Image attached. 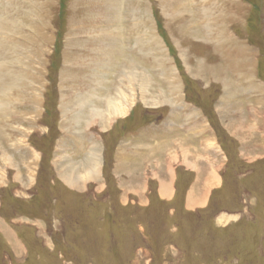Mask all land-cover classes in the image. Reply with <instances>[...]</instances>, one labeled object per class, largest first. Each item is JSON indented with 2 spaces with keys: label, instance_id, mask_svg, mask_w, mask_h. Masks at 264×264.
<instances>
[{
  "label": "rangeland",
  "instance_id": "1",
  "mask_svg": "<svg viewBox=\"0 0 264 264\" xmlns=\"http://www.w3.org/2000/svg\"><path fill=\"white\" fill-rule=\"evenodd\" d=\"M128 68L165 99L60 129L62 96L99 76L105 100ZM0 106V264H264V0H0ZM181 125L219 150L167 159ZM93 147L97 179L67 186Z\"/></svg>",
  "mask_w": 264,
  "mask_h": 264
},
{
  "label": "bare ground",
  "instance_id": "2",
  "mask_svg": "<svg viewBox=\"0 0 264 264\" xmlns=\"http://www.w3.org/2000/svg\"><path fill=\"white\" fill-rule=\"evenodd\" d=\"M207 6V5H206ZM225 14H222V17ZM50 16V15H49ZM172 22V21H170ZM236 42V41H235ZM248 42V41H247ZM65 45V44H64ZM241 50V49H240ZM246 51V50H245ZM51 53V52H50ZM241 53V52H240ZM245 54V53H244ZM253 54V53H252ZM50 55V54H49ZM37 58V57H36ZM252 59V58H251ZM253 61V60H252ZM242 64V63H241ZM238 65V64H237ZM110 67V66H109ZM40 68V67H39ZM224 69V67L222 68ZM42 70V69H41ZM175 72V71H174ZM27 74V73H26ZM105 74V73H104ZM165 74V73H164ZM243 75V74H242ZM24 76V75H23ZM27 76V75H26ZM20 79V78H19ZM79 79V78H78ZM94 79V77H93ZM96 82H98V84H96L95 86H97V88L95 87H91L89 90L86 89V91L84 92H78L75 97V99L73 101H71L70 99L65 100L67 97L66 96H62V100L60 102V112H61V119H62V127L60 129H62V131L64 130V128H67L69 126V124L73 123L74 127H79L80 125H82L83 123L86 125H94L97 124V126L104 130L107 128L109 122L114 119H121V118H125L126 115L129 113V111L131 110V108L134 106V104L136 103V98L133 96L134 90H139V94L140 96L144 97V95L146 94L149 98V102L152 104H149L151 106H155L158 101H161L163 99H165V96L161 94H159V91L157 92V94L155 95H151L148 94L149 93V87L147 86L148 84V80L147 77L145 76L144 71H138L135 68H128L127 70H125L123 72V74L121 76L118 77V79L116 80V83L118 84L117 88L113 91V93L111 95H109L108 97L105 98V100H103L104 98V93L101 94L99 92V89L102 88V90L105 88L102 87L101 84H99L100 80H99V76L96 77ZM102 79H104V77L102 76ZM163 79V77H162ZM184 79V78H183ZM21 80V79H20ZM25 80V79H24ZM178 80V79H177ZM223 80V79H222ZM225 81V80H224ZM249 81V80H248ZM39 82V81H37ZM26 83V82H25ZM164 83V82H163ZM29 84V83H27ZM108 84V83H107ZM18 85V84H17ZM94 85V83H93ZM19 86V85H18ZM146 86L148 87V89H146ZM15 87V86H14ZM40 88V87H39ZM258 86L253 85L251 82L248 84V87L246 88H242L240 86L241 92H243V94L254 91L255 89L257 90ZM16 91L17 88H14ZM175 89V87L173 88ZM106 90V88H105ZM192 90V89H191ZM12 91V90H11ZM104 91V90H103ZM109 91V90H108ZM8 92V90H7ZM106 93V92H105ZM170 93V92H169ZM65 94V93H64ZM173 94V93H172ZM240 94V93H239ZM242 94V93H241ZM37 95V94H36ZM34 95V96H36ZM101 95V99L98 100V97H100ZM8 96V95H7ZM18 96V95H17ZM20 96V95H19ZM18 96V97H19ZM25 96V95H23ZM16 97V96H15ZM164 97V98H163ZM7 98V97H6ZM9 98V97H8ZM199 98V97H198ZM224 98L229 100L228 103L232 104V99H233V95H231L230 93V89L229 91L226 92V94L224 95ZM2 99V98H1ZM17 99V98H16ZM20 99V98H19ZM61 99V98H60ZM178 99V98H177ZM3 100V99H2ZM21 100V99H20ZM34 100V99H33ZM99 103H98V101ZM38 101V100H37ZM226 101V100H225ZM3 102V101H1ZM23 102V101H22ZM34 102V101H33ZM40 102V101H39ZM164 102V101H163ZM38 103V102H37ZM148 103V102H147ZM166 104V101L164 102ZM4 104V103H3ZM33 104V103H32ZM263 104V103H262ZM148 105V107H150ZM1 107V106H0ZM37 108V107H36ZM41 108V107H40ZM206 109V108H205ZM208 109V108H207ZM4 110V109H3ZM261 110V109H260ZM259 110V111H260ZM254 114L253 118H256L257 120H260L261 117H256V110L252 111ZM261 112V111H260ZM263 112V111H262ZM16 113V112H15ZM21 113V112H20ZM26 113V112H25ZM13 114V113H12ZM22 114V113H21ZM262 114V113H260ZM20 115V114H19ZM8 116V115H6ZM38 116V115H37ZM2 117V116H1ZM5 117V116H4ZM35 117V116H34ZM41 117V116H40ZM186 117V116H185ZM29 118V117H28ZM32 118V117H30ZM203 118V117H202ZM228 118V117H227ZM230 118V117H229ZM229 118L226 121V124H228L229 122ZM35 119V118H34ZM11 120V119H10ZM191 121V120H190ZM254 121V120H253ZM1 122V121H0ZM200 122V121H199ZM221 122V121H220ZM232 122V120H231ZM230 123V122H229ZM254 123V122H253ZM175 123H171V121L169 122L170 126H166V131L172 129V127H174ZM200 124V123H199ZM204 124V123H203ZM256 124V123H255ZM176 125V124H175ZM4 127V126H3ZM92 127V126H91ZM25 128V127H23ZM22 128V129H23ZM27 128V127H26ZM41 128V127H40ZM18 129V128H17ZM69 129V128H68ZM76 129V128H73ZM66 130V129H65ZM174 129L171 130L172 131ZM190 130V129H189ZM239 130L241 131V128H239ZM26 131V132H25ZM32 131V130H31ZM67 131V130H66ZM100 132V131H99ZM20 133L22 135H24V133H27V130L24 129L23 132L20 131ZM111 133V132H110ZM30 135V134H29ZM71 136L73 137H77V141H80V139H82L79 135L75 136L74 133L71 134ZM69 136V137H71ZM154 137L151 138V140H149V142L147 143H142V149L139 151H132L128 154H126L125 156L128 157H134V156H139V154L141 153H146L147 150H150L151 152H155L156 150H158L159 145L161 143L158 142L157 139H153ZM27 139V138H24ZM23 139V140H24ZM163 138H161V142L163 143ZM74 141V139H73ZM82 141V140H81ZM154 141V142H153ZM26 142V141H25ZM22 143V142H21ZM72 143V142H71ZM76 143V142H75ZM150 143H153L154 146H149ZM168 143V142H166ZM213 142L209 141L204 148L208 151H214L213 148H215L214 144H212ZM26 145V143H25ZM75 145V144H73ZM147 145V146H146ZM12 146V145H11ZM98 146V145H97ZM140 146V145H139ZM175 149L176 151H170L167 159L173 155V156H177V158H179L178 156H181L180 152H181V145L176 144ZM129 148L131 147V145L128 146ZM140 149V148H139ZM62 150V149H61ZM147 152L149 155H153L152 153ZM189 152V151H188ZM216 152V149L214 151V153ZM62 153V152H61ZM144 153V154H145ZM154 153V154H155ZM89 156L87 157V159H85V161L83 162H79L77 164L74 165V162H71L69 160V162L67 164H64V160L62 161V163L59 165V169L61 167L62 169V173H64L62 175V182H65V184L67 186H75L78 184H82L85 183L88 178L91 179H97V176L99 174V170H100V164H101V158L100 156L98 157V151L96 147H93L90 151H89ZM102 155V154H101ZM190 155V154H189ZM33 159L35 158V155L32 154ZM195 154H192V158L195 160ZM33 159H31L33 161ZM60 159H66V156H62L60 157ZM71 159V158H70ZM84 159V158H83ZM204 159L210 161L208 163H210L211 165V172L210 173H214L216 170V166L213 160L209 159L208 157H204ZM143 160V159H142ZM193 160V162H194ZM196 161V160H195ZM61 162V161H60ZM183 162H185L183 160ZM192 162V164H193ZM30 163V161L28 162ZM145 163V162H144ZM59 164V163H58ZM126 164V163H125ZM6 165V164H5ZM4 165V167H6ZM31 165V163H30ZM29 165V166H30ZM187 165V163H186ZM2 167V169L4 168ZM28 167V166H27ZM34 167V166H33ZM29 169V168H28ZM125 169V168H124ZM196 170H198V168H195ZM30 174V173H29ZM32 175V173H31ZM34 176V175H33ZM29 178V176H28ZM31 179V178H30ZM29 181V180H28ZM32 181V180H31ZM171 181V180H170ZM212 181H210L208 183V186L210 185ZM22 183V182H21ZM30 183V182H28ZM215 183V182H212ZM33 184V183H32ZM165 190L163 191L164 194L169 193L170 189H169V185L168 183L164 186ZM110 191V190H109ZM199 199V198H198Z\"/></svg>",
  "mask_w": 264,
  "mask_h": 264
},
{
  "label": "crops",
  "instance_id": "3",
  "mask_svg": "<svg viewBox=\"0 0 264 264\" xmlns=\"http://www.w3.org/2000/svg\"><path fill=\"white\" fill-rule=\"evenodd\" d=\"M175 126L176 125L174 124V127ZM181 126H182V131H180V130H178V131L180 132V135L181 134H183V135L181 137H177L176 140H173V142H171V144H172L171 148H174L175 149V147H177V146H175L176 144H183L185 146H188V148H192V147L194 148V136L195 135L200 136V137L203 138V141L200 142V145L202 147H204L209 141L213 142V139H214V138H212L213 136L211 134H208V137H206L205 136V132H204L205 130L203 131L204 133L203 132L195 133V131L187 129L185 125H181ZM174 127L172 129L175 130ZM212 144H214V146H215V148H213L214 151H215V149H218L219 150L218 146H216L214 142ZM164 150L167 151L166 148ZM175 151H176V149H175ZM162 152H163V150H162ZM192 196H193V194H192Z\"/></svg>",
  "mask_w": 264,
  "mask_h": 264
},
{
  "label": "trees",
  "instance_id": "4",
  "mask_svg": "<svg viewBox=\"0 0 264 264\" xmlns=\"http://www.w3.org/2000/svg\"><path fill=\"white\" fill-rule=\"evenodd\" d=\"M253 8H254V11H257V9H256L255 7H253ZM156 23H157L158 31H159V33H160V35H161V33H162V29H161V26H160V22L156 20Z\"/></svg>",
  "mask_w": 264,
  "mask_h": 264
}]
</instances>
